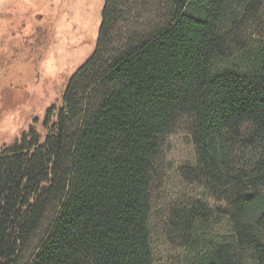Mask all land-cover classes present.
Here are the masks:
<instances>
[{
    "label": "trees",
    "instance_id": "obj_1",
    "mask_svg": "<svg viewBox=\"0 0 264 264\" xmlns=\"http://www.w3.org/2000/svg\"><path fill=\"white\" fill-rule=\"evenodd\" d=\"M262 8L264 0H174L163 25L87 86L96 103L81 104L70 130L71 92L97 47L61 106L47 110L44 137L30 127L0 150V264H22L54 204L30 264H154L149 173L180 117L195 147L192 179L226 203L228 221L207 251L200 225L209 212L196 204L173 214L188 264H264V25L254 47L239 41ZM115 10L104 0L99 39Z\"/></svg>",
    "mask_w": 264,
    "mask_h": 264
},
{
    "label": "rangeland",
    "instance_id": "obj_2",
    "mask_svg": "<svg viewBox=\"0 0 264 264\" xmlns=\"http://www.w3.org/2000/svg\"><path fill=\"white\" fill-rule=\"evenodd\" d=\"M113 1L115 13L99 39L104 0H0V150L13 145L30 127L44 137L47 110L61 106L71 77L98 47L92 64L76 79L71 92L75 106H71L69 122L74 130L81 119V104L96 103L87 86L89 89L111 63L163 25L174 0ZM263 18L264 8L242 26L239 41L243 46L252 48L259 43ZM159 146L148 192L153 262L188 264L192 255L172 225L173 214L196 204L209 212L208 224L200 225L203 239L199 245L208 251L211 245L206 240L217 241L228 232L227 206L192 179L196 153L186 117L177 120ZM56 207L52 206L31 241L22 264H30L38 253Z\"/></svg>",
    "mask_w": 264,
    "mask_h": 264
}]
</instances>
